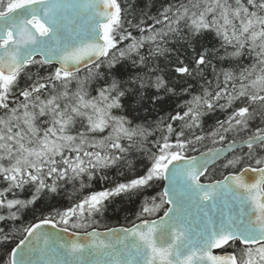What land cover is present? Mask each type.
Here are the masks:
<instances>
[{
  "label": "snow or ice",
  "instance_id": "1",
  "mask_svg": "<svg viewBox=\"0 0 264 264\" xmlns=\"http://www.w3.org/2000/svg\"><path fill=\"white\" fill-rule=\"evenodd\" d=\"M0 264H264V0H0Z\"/></svg>",
  "mask_w": 264,
  "mask_h": 264
},
{
  "label": "trees",
  "instance_id": "2",
  "mask_svg": "<svg viewBox=\"0 0 264 264\" xmlns=\"http://www.w3.org/2000/svg\"><path fill=\"white\" fill-rule=\"evenodd\" d=\"M108 215H109L108 223L111 225H115L117 220H120V222H123V216L126 215V213H120L118 217L116 215H113L111 212Z\"/></svg>",
  "mask_w": 264,
  "mask_h": 264
}]
</instances>
